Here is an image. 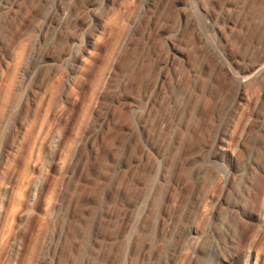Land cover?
I'll use <instances>...</instances> for the list:
<instances>
[{
    "label": "rangeland",
    "instance_id": "rangeland-1",
    "mask_svg": "<svg viewBox=\"0 0 264 264\" xmlns=\"http://www.w3.org/2000/svg\"><path fill=\"white\" fill-rule=\"evenodd\" d=\"M246 256L264 0H0V264Z\"/></svg>",
    "mask_w": 264,
    "mask_h": 264
},
{
    "label": "bare ground",
    "instance_id": "bare-ground-1",
    "mask_svg": "<svg viewBox=\"0 0 264 264\" xmlns=\"http://www.w3.org/2000/svg\"><path fill=\"white\" fill-rule=\"evenodd\" d=\"M226 151H227V149L225 148V145H222V146L220 147L219 155L222 156V157L224 158L225 155H226ZM36 190H37V189H36ZM247 258H248V256H246V259H245V263H244V264L247 263ZM223 263H224V264H243V263H241V261H239L238 258H232L231 260H229V259H227V258H224V259H223Z\"/></svg>",
    "mask_w": 264,
    "mask_h": 264
}]
</instances>
